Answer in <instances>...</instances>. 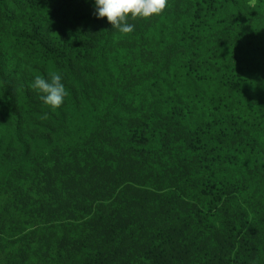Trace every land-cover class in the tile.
<instances>
[{
    "label": "trees",
    "instance_id": "16d2710c",
    "mask_svg": "<svg viewBox=\"0 0 264 264\" xmlns=\"http://www.w3.org/2000/svg\"><path fill=\"white\" fill-rule=\"evenodd\" d=\"M18 1H0V264H264V1L167 0L129 18L138 51L121 38L117 56L90 2L70 23ZM78 19L97 29L80 37ZM52 71L68 111L29 87ZM136 91L129 114L153 111L124 139L100 114ZM208 172L200 220L228 218L230 247L209 224L203 250L182 218L199 199L180 191Z\"/></svg>",
    "mask_w": 264,
    "mask_h": 264
},
{
    "label": "rangeland",
    "instance_id": "374dc122",
    "mask_svg": "<svg viewBox=\"0 0 264 264\" xmlns=\"http://www.w3.org/2000/svg\"><path fill=\"white\" fill-rule=\"evenodd\" d=\"M2 1V0H0ZM16 1V0H13ZM251 4H253L256 0H249ZM264 1V0H263ZM21 5L26 7H33L37 11H54L57 9V11H64V18L65 20L69 21L70 23H73V21L77 18H79L84 11H87V7L89 5V2L91 4V10L94 11V0H19L18 1ZM86 22H82L78 19L76 24H71L69 27L73 30H78V35L81 37V30L85 29L90 33H93L96 29L98 24H92L86 27H83ZM127 23H130V20H127ZM109 25V28L102 34L101 42L104 40L106 41L108 53L114 54V56H117V48L124 51V47L120 44V39L123 38L125 41V51L130 52V50L134 49L138 51L136 47V43H140L137 39V37H134L133 33H120L117 29L112 28V25L110 23H107ZM131 24V23H130ZM124 51V52H125ZM127 58H131L129 56H126ZM86 61H83L81 63L82 67H84L86 64H89V58L85 57ZM133 61L132 63H134ZM133 66V65H132ZM132 66H128L129 70H131ZM177 69V65H173L171 69L169 70V74H173ZM67 91V96L64 99V102L60 106L61 109H64L68 111L71 107V98L73 95V91L71 90L70 86L64 84ZM78 91L80 93V97L82 100H84V90L81 85H78ZM90 95V101L87 102L88 109L87 111H91L95 104L96 99L100 95L96 91H90L88 92ZM106 97L108 99L113 98V94H107ZM139 100V94L136 92H133V94H124L123 96V106H121L116 112L111 111H105L102 110L100 116H101V123L103 124L104 128L111 129L115 128L117 134H122L124 139H130L132 137L133 131H144L146 129L147 124L144 125L143 121L145 119V115L149 112L153 111V108L150 107L146 109L145 111H142L140 113H133L129 114L127 107H133L137 105ZM206 176H211V178H207ZM217 176L213 172L205 173L202 177L194 178V181L189 183L184 189H182L180 192L185 197L189 198L193 202L198 200L201 196L202 189L207 184H213L217 183ZM201 206H202V200L199 199L195 208L187 215L183 216L182 218L185 220L187 218L192 217L195 222H193V228L194 232H196V235L193 236L192 241L195 245H201L203 250H208V248L212 245L211 241V229L210 225H214L215 235L221 236L222 244L230 247L233 242H231L230 234L232 231H226L221 221H227L228 218H221L218 219L215 211L211 212V216L209 218V224L205 223L204 221H201V217L203 216L201 213ZM259 227V226H258ZM257 227V228H258ZM248 227L245 226L244 230H247ZM244 232V231H243ZM236 247V246H235ZM2 252V251H1ZM132 253L129 252L127 256H130ZM123 257L126 255H122ZM261 258L264 256V249L260 251ZM0 261H2V255H0ZM3 264V263H2ZM263 264V262L261 263Z\"/></svg>",
    "mask_w": 264,
    "mask_h": 264
},
{
    "label": "clouds",
    "instance_id": "9594fccd",
    "mask_svg": "<svg viewBox=\"0 0 264 264\" xmlns=\"http://www.w3.org/2000/svg\"><path fill=\"white\" fill-rule=\"evenodd\" d=\"M167 0H94L97 18L106 17L112 28L120 33H131L134 25L127 23L129 18H149L159 15L166 7ZM29 87L39 94L40 100L51 108H58L64 102L67 91L62 75L52 71L47 76L36 75Z\"/></svg>",
    "mask_w": 264,
    "mask_h": 264
}]
</instances>
